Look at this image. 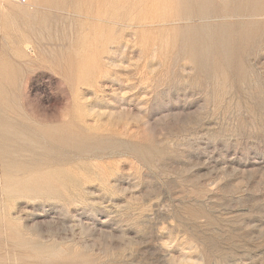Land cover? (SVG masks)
Masks as SVG:
<instances>
[{
    "label": "rangeland",
    "instance_id": "rangeland-1",
    "mask_svg": "<svg viewBox=\"0 0 264 264\" xmlns=\"http://www.w3.org/2000/svg\"><path fill=\"white\" fill-rule=\"evenodd\" d=\"M157 1L124 0L132 19L109 21L87 14L106 0H0V76L18 72L0 118L86 138L0 151V264L26 262L15 230L41 251L82 250L44 264H264V8L228 20L255 21L231 34L233 63L199 69L169 49L176 24ZM34 167L60 171L54 190L6 193V173Z\"/></svg>",
    "mask_w": 264,
    "mask_h": 264
},
{
    "label": "bare ground",
    "instance_id": "bare-ground-1",
    "mask_svg": "<svg viewBox=\"0 0 264 264\" xmlns=\"http://www.w3.org/2000/svg\"><path fill=\"white\" fill-rule=\"evenodd\" d=\"M36 1L39 5L44 7L53 6L61 10L67 9L68 5L72 3L74 4L73 10H78L75 4L77 0ZM106 1V10L104 8V12L98 11L94 13L87 11V14H93L101 18L105 17L109 21L130 19L133 17V15H130V13L123 8L124 0ZM157 4H163L168 9L167 11L159 12L156 16L161 20L176 24V27L169 32V49L172 50L173 53L187 56L199 69L205 66L209 58L212 59L210 61L215 62V66H229L233 63V36H231V34L234 30H239L244 36L249 35V33H251L250 28L255 24V21L236 20L233 23V21L228 20L240 15L244 16L245 14L250 16V14L256 13L257 11L259 12L264 8V0H164L161 3L157 1ZM239 8H248V10L241 13L238 10ZM143 14L144 13L141 15ZM110 41V43H116V45L119 46H116L117 50L123 48V43L119 39L113 42L112 40ZM210 55L212 56L210 57ZM65 59L66 60L63 61L62 57L55 56L52 59V63H54V67L59 70L63 62H65L66 65L70 63L67 57H65ZM16 76H18V72L15 74L13 72L7 74L3 71L1 74V99L7 98L8 89L15 85L14 80ZM9 104L11 106L14 105L13 101L11 102L10 100L9 102L7 101L5 105L9 106ZM85 140L86 138L82 134L70 131L68 124L47 125L45 123H39L35 127H27L24 130L21 125L15 126L8 123L4 116L0 118V151L2 156L5 157L13 154L7 147L10 141L17 143L19 148H23L29 144L31 147L43 150L44 155H51L56 149L68 146L80 150ZM59 173L60 171L56 168H49L42 171L40 168L37 170L36 167L29 169L28 172L26 171V174L16 177L13 174L6 173L5 191L10 194H26L45 190L52 191L54 189H52L53 185H50V182L54 180L57 175H60ZM1 221L2 219L0 218V226ZM12 221L9 219L7 222V227L10 231L16 228L12 224ZM12 237L17 239L18 244L29 246L27 251L20 256L23 261L26 260L25 264H44L45 261L56 260H67L70 262L75 257L83 255L80 249L71 250L68 247L57 249L51 245L46 247L49 248L48 251H41L42 247L38 244L31 243L32 240L31 242H24L22 235L16 230L12 234ZM28 259H31L33 262L28 263Z\"/></svg>",
    "mask_w": 264,
    "mask_h": 264
},
{
    "label": "built area",
    "instance_id": "built-area-1",
    "mask_svg": "<svg viewBox=\"0 0 264 264\" xmlns=\"http://www.w3.org/2000/svg\"><path fill=\"white\" fill-rule=\"evenodd\" d=\"M17 2L24 3V2H26V0H17Z\"/></svg>",
    "mask_w": 264,
    "mask_h": 264
}]
</instances>
